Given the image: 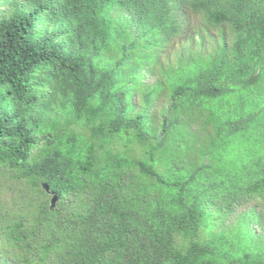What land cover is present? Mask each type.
Instances as JSON below:
<instances>
[{
  "label": "trees",
  "instance_id": "1",
  "mask_svg": "<svg viewBox=\"0 0 264 264\" xmlns=\"http://www.w3.org/2000/svg\"><path fill=\"white\" fill-rule=\"evenodd\" d=\"M0 264H264V0H0Z\"/></svg>",
  "mask_w": 264,
  "mask_h": 264
},
{
  "label": "rangeland",
  "instance_id": "2",
  "mask_svg": "<svg viewBox=\"0 0 264 264\" xmlns=\"http://www.w3.org/2000/svg\"><path fill=\"white\" fill-rule=\"evenodd\" d=\"M189 20H190V21H189V24H190V25H193V24L201 25V24H202V21H201L200 18L197 17V16H191V18H190ZM215 32H216V31H212V34H211L214 38H216V37H215ZM210 45H211L210 43H206V46H210ZM178 49H179V48H178ZM172 52H173V51L170 52V55H172Z\"/></svg>",
  "mask_w": 264,
  "mask_h": 264
},
{
  "label": "water",
  "instance_id": "3",
  "mask_svg": "<svg viewBox=\"0 0 264 264\" xmlns=\"http://www.w3.org/2000/svg\"><path fill=\"white\" fill-rule=\"evenodd\" d=\"M43 189H45L46 192H49V187L48 185H44ZM58 201V197L57 196H53L52 200H51V208L54 209V207L56 206V203Z\"/></svg>",
  "mask_w": 264,
  "mask_h": 264
}]
</instances>
